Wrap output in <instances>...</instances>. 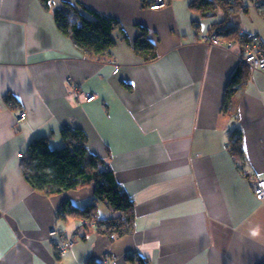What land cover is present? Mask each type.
<instances>
[{"label":"crops","instance_id":"obj_1","mask_svg":"<svg viewBox=\"0 0 264 264\" xmlns=\"http://www.w3.org/2000/svg\"><path fill=\"white\" fill-rule=\"evenodd\" d=\"M192 1L151 9L154 0H0V264L264 261V200L251 184L264 178V70L230 86L246 66L239 47L198 41L223 27L264 43V0L242 2L229 18L204 16ZM65 3L120 23L108 54L87 57L59 29L54 11ZM143 29L155 53L136 50ZM18 107L27 111L19 125ZM68 129L85 134L134 199L132 233L111 239L60 214L64 201L94 202L93 185L48 195L27 180L19 154L37 137L64 145ZM232 133L243 157L231 150ZM97 204L101 217L116 215ZM53 227L77 236L75 245L60 252Z\"/></svg>","mask_w":264,"mask_h":264},{"label":"trees","instance_id":"obj_2","mask_svg":"<svg viewBox=\"0 0 264 264\" xmlns=\"http://www.w3.org/2000/svg\"><path fill=\"white\" fill-rule=\"evenodd\" d=\"M46 7H50V0H42ZM243 0H193L192 6L204 16H214L224 12L226 18L242 7ZM55 21L59 29L80 47L87 57L97 58L108 54L116 44L113 32L120 23L110 17L84 5L65 3L54 11ZM216 34H223L234 39L240 36L238 29H215ZM138 52L151 51L155 53V45L148 38V31L135 42ZM147 58V57H146ZM250 68L238 67L231 78L230 86L241 83V76L247 78ZM234 90V89H233ZM66 142L60 147H52L46 137L33 139L25 153L22 154L21 167L31 186L48 195L58 194L68 190L93 185L94 202L86 206H77L70 201H64L60 214L71 212L77 219H84L87 225H96L99 232L111 239L130 234L135 228V201L123 189L115 172L106 164L105 160L92 154L86 145L85 134L80 129H68L65 132ZM231 150L233 153L244 155V144L239 134L234 139ZM105 202L116 214L101 217L97 202ZM88 264H99L90 261ZM140 264H148L146 258L140 259ZM259 264H264L262 261Z\"/></svg>","mask_w":264,"mask_h":264},{"label":"built area","instance_id":"obj_3","mask_svg":"<svg viewBox=\"0 0 264 264\" xmlns=\"http://www.w3.org/2000/svg\"><path fill=\"white\" fill-rule=\"evenodd\" d=\"M169 1L170 0H154L150 8L159 9L165 6ZM198 41L217 46L227 51L233 50L237 45L239 47L238 55L241 62L247 65L251 72L264 70V43L256 33L240 31V36L234 39L227 38L223 34H205ZM76 92L80 93L81 91L76 89ZM96 98V94H86V101H93ZM26 117L27 111L18 107L15 114L16 124H21ZM19 156L22 157V154L20 153ZM251 181L256 198L258 200H264V178L253 176L251 177ZM49 236L60 252L71 249L77 241V236L67 234L62 228L58 227H53L49 232ZM103 264H118V262L116 259L111 261L106 259Z\"/></svg>","mask_w":264,"mask_h":264},{"label":"rangeland","instance_id":"obj_4","mask_svg":"<svg viewBox=\"0 0 264 264\" xmlns=\"http://www.w3.org/2000/svg\"><path fill=\"white\" fill-rule=\"evenodd\" d=\"M256 0H243V4H244V7L246 8V6L249 4V5H254ZM242 9V8H241ZM93 201V200H92Z\"/></svg>","mask_w":264,"mask_h":264}]
</instances>
